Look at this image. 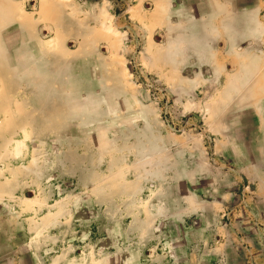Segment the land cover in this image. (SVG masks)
I'll return each instance as SVG.
<instances>
[{
  "label": "rangeland",
  "instance_id": "rangeland-1",
  "mask_svg": "<svg viewBox=\"0 0 264 264\" xmlns=\"http://www.w3.org/2000/svg\"><path fill=\"white\" fill-rule=\"evenodd\" d=\"M8 1L0 214L35 264H264L258 161L219 85L173 87L172 0Z\"/></svg>",
  "mask_w": 264,
  "mask_h": 264
},
{
  "label": "crops",
  "instance_id": "crops-1",
  "mask_svg": "<svg viewBox=\"0 0 264 264\" xmlns=\"http://www.w3.org/2000/svg\"><path fill=\"white\" fill-rule=\"evenodd\" d=\"M172 4V11H166L171 23L166 24L165 34L166 46L168 41L172 44L169 54L176 73L173 87L192 89L200 82L219 85L224 109L235 113L234 117L227 115L226 130L235 129L224 132L227 143L243 139L252 146V159L258 161L252 175L254 196L260 197L258 206L264 202V0H172ZM0 11L14 14L17 9L10 1L1 0ZM159 50V58L166 57L164 48ZM3 96L7 100V94ZM1 128L5 125L0 124ZM235 157L249 158L239 150ZM10 182H0V192ZM4 209L0 203V210ZM258 212L246 217V222H263L264 215ZM0 264H35L20 226L6 214H0Z\"/></svg>",
  "mask_w": 264,
  "mask_h": 264
},
{
  "label": "bare ground",
  "instance_id": "bare-ground-1",
  "mask_svg": "<svg viewBox=\"0 0 264 264\" xmlns=\"http://www.w3.org/2000/svg\"><path fill=\"white\" fill-rule=\"evenodd\" d=\"M15 9V8H14Z\"/></svg>",
  "mask_w": 264,
  "mask_h": 264
}]
</instances>
